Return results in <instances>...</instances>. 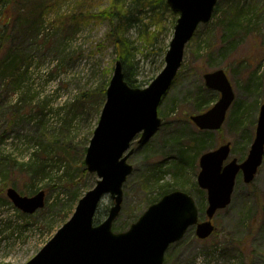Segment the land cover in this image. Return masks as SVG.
<instances>
[{
  "label": "rangeland",
  "instance_id": "rangeland-1",
  "mask_svg": "<svg viewBox=\"0 0 264 264\" xmlns=\"http://www.w3.org/2000/svg\"><path fill=\"white\" fill-rule=\"evenodd\" d=\"M113 1L11 0L10 8L0 0V20L11 21L0 50V264L30 262L97 185L99 177L85 159L106 103L97 97L118 61L107 38L110 24L101 17ZM235 1L240 0H218L211 22L199 25L159 106L162 125L147 143L139 142L142 134L133 141V171L114 232H127L173 191L195 198L200 221H206L208 195L197 184L201 156L230 142L229 161L247 158L264 104V0H242L250 15L224 39L222 16ZM149 17L133 22L127 34L136 44L139 79L150 84L166 67L179 14L166 13L162 22ZM155 35L158 44L152 47ZM221 69L236 99L223 129L201 131L190 116L220 99L206 88L204 75ZM236 182L230 206L214 219L216 233L204 241L196 226L189 228L166 251L165 264H264V163L252 183L244 182L242 172ZM9 188L25 197L44 191L46 206L25 214L9 199ZM102 205L114 206L110 195Z\"/></svg>",
  "mask_w": 264,
  "mask_h": 264
},
{
  "label": "water",
  "instance_id": "water-1",
  "mask_svg": "<svg viewBox=\"0 0 264 264\" xmlns=\"http://www.w3.org/2000/svg\"><path fill=\"white\" fill-rule=\"evenodd\" d=\"M217 3L218 0H168L170 8L180 16L166 52V67L147 88L130 87L122 62H116L107 101L85 160L89 172L96 173L100 180L81 199L72 219L27 264H165L168 248L181 241L190 227L196 225L197 237L202 240L215 233L212 220L217 211L231 204L240 172L246 184L255 179L264 162V105L246 161L234 159L225 164L232 153L231 143L200 159L197 181L208 195L206 222H199V208L191 195L174 191L150 206L128 232L117 234L112 230L121 212L123 185L133 171L128 164L132 151H127L140 133L143 135L139 142L146 143L158 131L162 124L159 106L183 66L186 46L197 27L211 21ZM204 80L206 87L221 98L211 110L190 118L200 130L219 131L236 99L234 87L223 69L205 74ZM7 192L12 203L26 214H34L46 204L44 191L33 197H23L13 188ZM106 194L111 195L115 205L106 220L95 225L97 209Z\"/></svg>",
  "mask_w": 264,
  "mask_h": 264
},
{
  "label": "trees",
  "instance_id": "trees-1",
  "mask_svg": "<svg viewBox=\"0 0 264 264\" xmlns=\"http://www.w3.org/2000/svg\"><path fill=\"white\" fill-rule=\"evenodd\" d=\"M4 2H6V4L9 5L10 8H12L11 0H4ZM241 3L242 0L238 2L235 1L227 5L228 9L222 16L224 17V21L221 25L224 39L226 37H231L236 32L240 31L241 24L250 15L248 13L245 14V6L241 5ZM218 11L219 6L216 8L215 13H217ZM42 12L43 10L38 14L40 15ZM172 12L173 11L168 5L167 0H133L130 5L122 3L121 0H114L108 8L102 10L101 17L106 18V20L110 24L109 35L107 38L115 46L117 59L119 61H122V65L124 66V75L130 87L144 88L149 83L139 79L140 71L136 65L137 56L135 54L136 44L129 38L127 29L133 22H140L141 24L145 23V15L148 16L151 14V17L149 18L154 17L156 18V20H158V22H162L163 15ZM27 15L29 14L27 13ZM141 16L144 17L140 19L139 17ZM16 19L17 15L15 14L14 21H16ZM71 20H73V18ZM10 22L11 21L6 23L2 19L0 20V50H4L5 46L8 43L10 34L9 29L11 27ZM152 43V47L158 44L156 35L154 36ZM108 85L109 80L108 82H105L103 84L100 90V94L97 97L100 100L102 99L104 102L106 101L105 99ZM198 107L200 106L198 105ZM199 110L206 111L208 109H206L205 107H201ZM98 210L99 212L97 213L95 218V222L97 224L101 223L106 218V215L109 212L108 207H104L103 205H101ZM113 228L117 229V226L114 224Z\"/></svg>",
  "mask_w": 264,
  "mask_h": 264
}]
</instances>
